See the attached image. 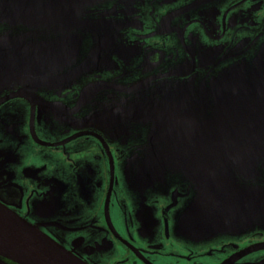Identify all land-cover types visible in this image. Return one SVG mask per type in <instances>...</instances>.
I'll return each mask as SVG.
<instances>
[{
    "label": "flooded vegetation",
    "instance_id": "obj_1",
    "mask_svg": "<svg viewBox=\"0 0 264 264\" xmlns=\"http://www.w3.org/2000/svg\"><path fill=\"white\" fill-rule=\"evenodd\" d=\"M31 1L24 0L27 4ZM47 1L33 0L31 7L38 8ZM249 1L255 0H240L225 13V18L229 17L233 9ZM108 2L112 0H101L99 4L102 7ZM54 3L57 4L58 0H50V4L44 8L39 7L36 20L41 23L50 16L56 17ZM24 9L28 8L24 6ZM227 32L224 29L212 41L222 43ZM41 39L46 44L54 43L53 35H44ZM220 46L229 47L228 44L215 47ZM160 60V54L150 55L143 72H148L155 65L153 76H157L156 65ZM233 64L227 60L226 68ZM118 77L121 81L118 85L113 83L114 87H121L124 82L132 85L142 80L138 76L129 80L119 74L111 76L108 73L105 81L93 82L103 90L106 86L102 82L112 78L116 81ZM54 84L58 87L49 89L48 93L45 91L42 96L46 97H42L41 102L48 99L55 103L52 100L54 97L48 94L55 97L59 95L57 98L61 110H57L54 117L59 119L58 124L66 131L56 136L55 141H45L37 136V129L40 128L36 126L39 96H33L30 101L13 97L11 92L0 97V107L18 100L19 104L11 106L10 111L27 116L32 143L44 149V157L48 156L45 152L51 151L55 158L52 165L47 161L14 164L12 171L16 179L0 173V204L85 264H264V229H254L248 235L247 232L220 235L203 233V217L198 215L213 213L214 208H205L207 205L192 207L193 192L190 185H186V188L171 185L167 191L165 180L153 185L156 189L151 190L150 183L160 182L159 177H156L151 182L136 186L134 193L127 190L124 170L128 157L124 155V147L134 151L142 149L148 143L151 128L139 121L128 128L129 132L124 128L104 127L103 123L92 121L94 115L88 109H101L95 112L97 115H102L103 110H113L114 98L123 97L118 90L112 91L119 97L111 95L107 97L110 98V105H103L102 102L82 99L81 93L89 87H86L87 83L68 88L62 82L58 84L55 81ZM22 107L25 111L21 110ZM218 107L213 105L215 110ZM150 109L153 110L152 107ZM45 124L57 126L52 121ZM136 127L137 131L131 133ZM109 129L113 132L110 133ZM114 131L122 132L121 137ZM124 135L130 136L129 146L123 139ZM4 161L5 158H0V163ZM11 162L17 163V160ZM162 187L165 188L163 194L158 191ZM175 191L182 196L177 197V204L172 207ZM188 225L192 228L185 230ZM54 230L62 234L58 237ZM4 261L19 264L10 257L0 256V264H4Z\"/></svg>",
    "mask_w": 264,
    "mask_h": 264
},
{
    "label": "rangeland",
    "instance_id": "obj_2",
    "mask_svg": "<svg viewBox=\"0 0 264 264\" xmlns=\"http://www.w3.org/2000/svg\"><path fill=\"white\" fill-rule=\"evenodd\" d=\"M20 1L0 0V97L9 93L12 87L25 84L28 80H39L42 76L40 72H34L32 77L27 78L24 74L17 77L19 72L17 68L14 70L15 76H11L10 71L16 67V64L21 69L29 67L27 60H31L30 54L34 51L56 52L53 50L54 44L52 43L50 44L52 49L47 46H44V49L39 48L42 45L38 44L39 38L44 36L42 34L45 31L53 30L52 23H40L25 18L26 15L18 9L21 5ZM239 1L112 0L102 7L100 4L86 7L84 11L87 18L84 17L80 23L82 26L74 30V36L78 40H74L67 48L71 55L61 59V67L65 71L63 74L67 73V78L62 81V84H73L74 87H78L80 84L87 83L86 87L91 86V88L88 89L85 100L88 98L94 102H102L103 105H110V98L107 97L118 96L112 91L117 90L112 84L118 85L121 81L120 77L116 81L112 78L107 82H102L106 85L103 90H100L98 84L93 81H105L108 73L111 76L119 74L122 78L129 80L134 79V76L147 79V75L153 76L155 69V65H152L148 72H143L146 69L147 58L150 55L160 54L161 60L156 65V73L159 77L164 75L163 77L166 78L145 83L140 90L144 95L142 97L146 98L141 100L144 101L142 106L145 109L152 107L158 110L167 107L160 105V102L167 97L162 94L166 83L167 86L171 82H179L178 84L190 87L196 86V91L203 87L200 92L194 93L206 96L213 80L214 84H222L218 80L222 79L226 72L227 60H229L234 63L229 73L236 65L239 66L237 70H233V75L229 76L239 85L233 94L236 97L238 94H244L245 100L250 101L254 112L259 111L264 116V0L249 1L233 9L229 17L225 18V13ZM224 29L228 31L224 41L222 43L212 41ZM221 44H228L229 47L227 49L223 46L215 47ZM4 64L7 67H4ZM55 85L50 83L44 88L58 87ZM39 86L41 88L42 85ZM45 91L48 93L49 90L41 89L39 95L35 93L40 101L37 106L39 114L36 126L40 127L39 130L37 129V136L45 141H55L56 136H60L66 130L58 124L59 119L54 117L57 110H61L57 98L59 95L55 97L48 94L49 97H54L52 100L55 103L49 102L48 99L41 102L42 97H46V95L42 96ZM16 104H19L18 100L0 107V158H5V161L0 163V173H6L10 177L14 174L12 171L14 164L39 163V161H47L49 165L55 163L53 152H45L48 156L44 157V152H42L44 149L32 143L27 116L25 117L20 112L10 111L11 106ZM169 104L170 109L178 108L176 101H171ZM208 105L210 108L213 107V103ZM88 109L94 116H97L95 112L101 110ZM21 110L25 111L23 107ZM158 113L163 116L162 124L166 122V119L169 121L168 116L171 114H167V111ZM171 113L174 114V112ZM220 113L219 109L215 111L216 116ZM206 114L213 115V112H206ZM207 115L204 114L206 118H208ZM48 121L54 122L57 126H47L45 122ZM189 128L182 127L181 130ZM114 129L118 128L114 127ZM126 129L128 131V128ZM201 129L207 128L203 126ZM109 130L110 133L113 132L112 129ZM136 131L137 127L131 133ZM114 133L120 137L122 135V132L114 131ZM129 137L128 135L123 136L128 146L131 143ZM203 145V150H210L213 155H216L214 144ZM136 152L137 150L124 147V155L128 157L127 162L139 161ZM251 152H253L251 156L254 161L264 165V150L255 153L251 148ZM209 156L210 153L205 152L204 163L209 162L207 160ZM13 159H16L17 163H12ZM136 166L137 164L134 163L124 170L127 190L131 193H134L137 190L136 186L140 185L139 176L135 171ZM167 167L173 170L181 168L178 161H173L168 157ZM210 176L212 177L211 174ZM13 178L16 179L14 176ZM258 179L261 181L257 184L248 183L247 190L252 191L257 186L264 192V169ZM165 180H167V191L170 190L171 185L183 188L189 185L187 179L174 174L167 173ZM205 181H201L202 187ZM150 189L155 190L156 187H150ZM158 191L163 194L165 188L162 187ZM258 197L264 199V193H260ZM258 205L260 204H255V206ZM255 206L252 205L251 209L248 208L246 211L250 210L249 221L253 228H250L246 235L252 233L257 227L264 229V214H260L261 205L259 208ZM262 208L264 209V203ZM48 231L54 234L51 229ZM54 231L58 237L62 234L61 231ZM4 264L9 263L4 261Z\"/></svg>",
    "mask_w": 264,
    "mask_h": 264
},
{
    "label": "water",
    "instance_id": "obj_3",
    "mask_svg": "<svg viewBox=\"0 0 264 264\" xmlns=\"http://www.w3.org/2000/svg\"><path fill=\"white\" fill-rule=\"evenodd\" d=\"M100 1L58 0L57 4L54 3L56 17L50 16L48 20L41 21V23H52L53 30L45 31L42 35L47 37L53 35L54 43L46 44L41 36L38 44L42 45L39 48L44 49V46H47L52 49L50 45L52 43L54 44L53 50L56 52L34 51L30 54L31 60H27L29 67L21 69L16 64V67L10 71L11 76H15L16 68L19 70L17 77L22 74L27 78L32 77L34 72H40L42 76L39 80H28L25 84L12 87L11 96L23 97L30 101L41 89H52L53 87L44 88L50 83L54 84L56 81L59 84L66 80L67 73L63 74L65 71L61 67V59L71 55L67 48L74 40H78L74 36V30L82 26L80 23L84 17L87 18L84 11L86 7H94ZM20 4L18 9L26 15L25 18L39 22L36 20L38 17L36 12L39 7L44 8L50 4V0L43 3V6L40 4L38 8L31 7L32 3L27 4L24 0L20 1ZM24 6L28 9H24ZM231 66L226 68L222 79L218 80L222 84H214L215 81L212 79L213 84L209 86V93L206 96L194 93L200 92L203 87L196 91V86H185L178 84L179 82H171L167 86L166 83L162 94L167 97L160 102V105L167 107L158 110L153 108L154 111L150 108L142 110L141 106L144 101H141V97L144 95L140 91L141 86L164 79L166 78L163 77L164 75L142 79L141 83L138 82L139 84H121V87H114L123 95V97L114 98L115 108L107 109L106 112L103 110L102 115L92 117V121L101 122L104 127L111 128L126 129L137 121L141 124L146 123L148 128H151L147 144L149 147L138 150L136 156L139 161L134 162L137 164L135 171L139 176L140 184L151 182L159 177L160 182L149 184L150 187L156 186L165 181L167 173L187 179L193 192L191 206L207 205L205 208H214L213 213L198 215L203 217L202 232L219 233L218 235L245 233L250 228L253 229L249 221L250 210L246 212L248 208L251 209L252 205L260 204L261 206L255 207L260 206L262 211L260 214H264L262 208L264 199L258 197L260 193H264L262 189L256 186L250 191L246 188L248 183L257 184L261 181L258 178L262 175L264 165L254 161L251 148L255 153L264 150V116L259 111L254 112L250 101L245 100L244 94H238V97L233 94L239 85L229 76H232L233 70H237L239 66L236 65L229 73ZM4 67L7 65L4 64ZM39 85H42L41 88ZM72 85L69 84L65 88ZM90 88L91 86L87 87L81 93L82 99L85 98ZM185 90L189 92L186 93ZM189 99H191L190 102ZM171 101H176L178 108L170 109ZM212 103L219 106L217 109L222 117L215 115L217 109L209 107L208 104ZM165 111L171 115L168 116L169 121L166 119V122L162 124L163 116L158 112ZM150 112L157 113L150 114ZM206 112H213V115H207ZM192 126L195 127L192 128ZM203 126L207 129L202 130ZM182 127L190 128L181 130ZM206 143L214 144L216 155H213L210 150H203V144ZM205 152L210 153L207 158L208 163L203 162ZM167 157L178 161L181 168L173 170L167 167ZM132 162L128 161L126 168L133 165ZM202 180H206L203 187L201 186ZM178 196L182 195L175 191L172 195V207L176 206ZM207 216L211 218H206ZM195 220L198 221V218L196 217ZM188 226L185 230L192 228H190L191 225ZM257 229L261 228L257 227ZM0 247L8 253H0V256L10 257L19 264H85L2 204H0Z\"/></svg>",
    "mask_w": 264,
    "mask_h": 264
},
{
    "label": "bare ground",
    "instance_id": "obj_4",
    "mask_svg": "<svg viewBox=\"0 0 264 264\" xmlns=\"http://www.w3.org/2000/svg\"><path fill=\"white\" fill-rule=\"evenodd\" d=\"M0 253H3V254H8L4 249H2L1 247H0Z\"/></svg>",
    "mask_w": 264,
    "mask_h": 264
}]
</instances>
